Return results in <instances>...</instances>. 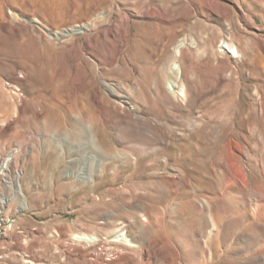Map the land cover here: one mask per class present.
Instances as JSON below:
<instances>
[{"label": "rangeland", "instance_id": "obj_1", "mask_svg": "<svg viewBox=\"0 0 264 264\" xmlns=\"http://www.w3.org/2000/svg\"><path fill=\"white\" fill-rule=\"evenodd\" d=\"M6 159L0 264H264V0H0Z\"/></svg>", "mask_w": 264, "mask_h": 264}, {"label": "bare ground", "instance_id": "obj_2", "mask_svg": "<svg viewBox=\"0 0 264 264\" xmlns=\"http://www.w3.org/2000/svg\"><path fill=\"white\" fill-rule=\"evenodd\" d=\"M85 28V27H84ZM81 29V28H79ZM222 49L224 51H226L227 53L231 54V56H233V58H237L238 57V51L235 47L230 46L228 43H222ZM169 88L172 89L173 85L170 84ZM180 98L184 99L185 94L182 91L181 94H179ZM80 149L76 148V151H73V155L74 158L70 159L69 161L71 163H82V166H78L80 172L78 173V177L80 179H83L85 181L90 180V178L92 177L93 173L96 170H92L89 169L88 167V161H90V159L81 156L80 155ZM9 159H6L3 163L0 164V172H2L5 168H6V164L8 163ZM22 188L21 185L19 184V182H15V187H14V198H18V200L22 197ZM1 204L5 205V198L1 199ZM138 240H132L127 234H118L114 237V241L118 242L119 244H121L122 246H125L127 249L134 251L135 253H137V250L140 251V249L143 248V246L145 245L144 242L146 241V243L148 244V246L153 245V244H158L157 240L154 238L153 235H146L144 237H141V235H139ZM77 241L80 243H84L85 245L88 246H92L95 245L96 243H98V239L96 237H90V236H78L76 237ZM146 246V245H145ZM138 256V255H137ZM127 258L132 259V256H127Z\"/></svg>", "mask_w": 264, "mask_h": 264}]
</instances>
